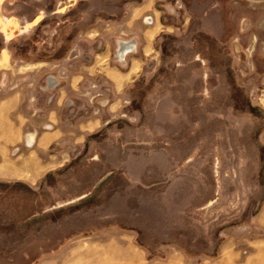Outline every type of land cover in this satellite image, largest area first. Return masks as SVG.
<instances>
[{
	"label": "rangeland",
	"instance_id": "1",
	"mask_svg": "<svg viewBox=\"0 0 264 264\" xmlns=\"http://www.w3.org/2000/svg\"><path fill=\"white\" fill-rule=\"evenodd\" d=\"M158 7L166 26L158 39L160 70L139 78L130 104L132 132L138 119L146 130L124 139V152L123 139L95 133L84 142L87 152L67 159L95 164L78 172L96 182L93 193L107 179H121L108 167L126 164L130 202L116 196L108 204L117 229L109 239L124 243L128 232L136 246H57L70 235L52 228L51 264H264V0H160ZM42 10L7 0L0 30L19 18L43 20ZM160 162L162 184L150 185L156 172L142 170ZM136 175L145 186H136ZM42 190L0 185V264H26L48 250L43 240L23 246L42 238L44 210L59 223L74 208L104 206L94 197L48 202ZM33 230L39 233L31 237Z\"/></svg>",
	"mask_w": 264,
	"mask_h": 264
},
{
	"label": "crops",
	"instance_id": "2",
	"mask_svg": "<svg viewBox=\"0 0 264 264\" xmlns=\"http://www.w3.org/2000/svg\"><path fill=\"white\" fill-rule=\"evenodd\" d=\"M159 1L27 0L43 6V20L38 16L19 18L0 30V185L41 186L48 202L72 203L94 197L104 204L102 208H74L59 223L52 222L50 210H44L42 238H30L23 246H40L43 240L48 250L26 264H51L52 228L59 235H70L57 246H136L128 232L124 243L109 239L117 229L115 209L108 204L116 196L130 202L132 180L126 164L108 167L121 179L109 178L93 193L96 182L83 179L78 172L89 171L95 164L69 163L67 159L87 152L85 140L97 134L123 139L124 152L130 148L124 139L146 130L138 119L132 132L130 125L136 119L130 104L139 78L160 70L163 51L158 39L166 26L161 23ZM6 2L0 0V7ZM18 42L27 43L31 51L20 52ZM147 170L156 172L150 185L162 184L161 162L142 171ZM137 176L133 178L136 186H145ZM126 210H131L130 205ZM75 219L79 222H72ZM38 233L33 230L29 235ZM84 235L97 237L96 242L83 241Z\"/></svg>",
	"mask_w": 264,
	"mask_h": 264
},
{
	"label": "built area",
	"instance_id": "3",
	"mask_svg": "<svg viewBox=\"0 0 264 264\" xmlns=\"http://www.w3.org/2000/svg\"><path fill=\"white\" fill-rule=\"evenodd\" d=\"M146 21H147V22H150V19H149V18H146Z\"/></svg>",
	"mask_w": 264,
	"mask_h": 264
}]
</instances>
